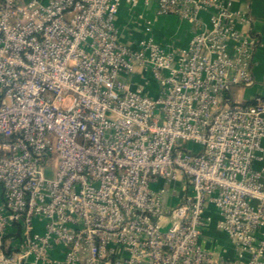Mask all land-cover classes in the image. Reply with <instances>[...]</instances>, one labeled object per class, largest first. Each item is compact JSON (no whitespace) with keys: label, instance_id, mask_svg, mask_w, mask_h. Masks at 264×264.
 Segmentation results:
<instances>
[{"label":"built area","instance_id":"2783aa9c","mask_svg":"<svg viewBox=\"0 0 264 264\" xmlns=\"http://www.w3.org/2000/svg\"><path fill=\"white\" fill-rule=\"evenodd\" d=\"M122 1L0 0V264H264V100L231 96L253 83L250 14L126 0L195 27L175 47L147 21L126 44ZM161 179L185 181L176 205L152 188ZM210 206L233 258L199 242Z\"/></svg>","mask_w":264,"mask_h":264},{"label":"crops","instance_id":"0c3cea01","mask_svg":"<svg viewBox=\"0 0 264 264\" xmlns=\"http://www.w3.org/2000/svg\"><path fill=\"white\" fill-rule=\"evenodd\" d=\"M234 7L247 11L252 18L253 32L259 37L260 44L255 51L252 62L253 83L249 86H235L231 91V96L234 101V96L241 98V102H246L256 96H264V0H233ZM156 4L150 3L145 5L140 2L136 7L130 8V4L123 0L116 16V25L119 30L120 41L126 44H133L141 37L145 27L143 23L150 21V34L162 44H170L175 47H181L188 43L193 32L194 24L189 22H179L175 15H157ZM140 18L137 19L136 16ZM200 18L204 22H208L209 12H201ZM141 23V24H140ZM246 24H238V28L246 29ZM132 82L137 83L143 89L150 93H156L157 86L150 75L138 74L133 76ZM242 89L243 92L238 91ZM237 102V101H236ZM152 188L155 191L162 190V202L164 207L174 206L181 200L186 184L183 179L166 182L158 180L152 183ZM211 220L201 231L199 242L216 258L225 257L233 258L235 256L234 242L222 230L215 227V221L218 215L213 206H210L206 212ZM168 221L166 217L162 219ZM37 230H42V222H35ZM16 242V239L15 241ZM120 254L122 251L118 249ZM63 248L58 246L52 251L53 257L60 258L63 255ZM25 264H32L26 262Z\"/></svg>","mask_w":264,"mask_h":264},{"label":"rangeland","instance_id":"374dc122","mask_svg":"<svg viewBox=\"0 0 264 264\" xmlns=\"http://www.w3.org/2000/svg\"><path fill=\"white\" fill-rule=\"evenodd\" d=\"M238 91L243 92L242 89H238ZM234 99H235L237 102H241V98L238 97L237 95L234 96Z\"/></svg>","mask_w":264,"mask_h":264},{"label":"trees","instance_id":"16d2710c","mask_svg":"<svg viewBox=\"0 0 264 264\" xmlns=\"http://www.w3.org/2000/svg\"><path fill=\"white\" fill-rule=\"evenodd\" d=\"M262 100H264V96H260ZM247 102L255 103V99L248 100Z\"/></svg>","mask_w":264,"mask_h":264}]
</instances>
